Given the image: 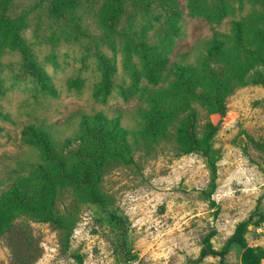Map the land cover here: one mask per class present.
<instances>
[{"label":"rangeland","instance_id":"rangeland-1","mask_svg":"<svg viewBox=\"0 0 264 264\" xmlns=\"http://www.w3.org/2000/svg\"><path fill=\"white\" fill-rule=\"evenodd\" d=\"M106 1L80 0L71 17L57 18L51 12L52 0H10L6 15L25 23L22 38L49 75L53 91L40 90L26 71L23 54L2 49L0 112L7 117L1 119L0 193L31 175L32 166L41 160L37 147L21 141L27 125H54L62 140L78 130V120L70 118L74 112L111 116L119 111L124 126L143 128L148 98L158 87L169 86L171 75L158 84L147 80L143 51L135 43L144 39L152 46L160 44L170 13L157 0H127L120 20L109 25ZM178 3L180 35L161 48L169 63L185 52L190 62L199 60L202 40L216 32L231 34L232 21L259 9L255 0H207L209 7L226 12L216 22L191 15L188 0ZM107 64L112 69L111 89L105 99L101 93L96 98ZM257 69L264 76V66ZM74 79H81L82 85L71 86ZM199 110L200 126L207 120L217 125L211 142L217 167L211 199L203 193L211 176L200 154L181 153L172 141L141 148L133 162L104 177L103 203L80 207L66 252L60 251L48 224L27 221L42 247L34 264H241L242 248L236 244L223 257L199 259L201 238L212 232L213 246L222 250L237 222L248 218V245L264 249V222L257 225L255 215L264 213V84L235 89L223 115ZM9 260V251L0 244V264Z\"/></svg>","mask_w":264,"mask_h":264},{"label":"trees","instance_id":"trees-1","mask_svg":"<svg viewBox=\"0 0 264 264\" xmlns=\"http://www.w3.org/2000/svg\"><path fill=\"white\" fill-rule=\"evenodd\" d=\"M127 0H107L105 18L109 25L117 24ZM154 1V0H129ZM170 14L165 37L160 44L149 45L144 39L135 45L143 51L145 76L151 84H158L169 75V86L158 87L149 98V108L144 113L147 122L143 128L127 127L121 123V112L111 116L99 111L95 114L74 112L70 118L78 120L74 136L62 140L60 130L54 125H27L21 132V141L40 150L41 160L32 166V174L10 185L0 193V244L10 254L8 264H34L42 255L39 240L31 233L27 223L33 220L48 224L55 231L59 249L66 252L70 246L73 229L78 221L79 209L87 202L103 203L106 193L103 179L120 165L133 162L134 152L150 149L164 141H172L179 152L200 154L210 171L207 198L216 187L217 167L211 142L217 125L207 120L200 126V110L207 114L223 115L226 99L235 89L247 84H264V76L257 69L264 66V0H255L259 9L242 20L232 21V33H214L198 44L203 56L190 62L188 54L178 53L171 63L161 48L180 35L178 22L182 10L178 0H157ZM207 0H188L191 15L221 21L226 12L218 6L205 4ZM228 1V0H210ZM244 1V0H240ZM10 0H0V52L3 48L19 51L24 56L26 71L38 82L40 90L53 91L50 77L35 60L21 35L25 23L6 15ZM80 0H52L51 12L57 18L71 17ZM204 3V5H202ZM130 46V43H127ZM106 72L94 92L102 99L111 89L112 69ZM81 79L70 85H82ZM173 101V104L169 102ZM167 105V106H166ZM7 115L0 112L1 119ZM35 178V180H34ZM215 204L214 200L211 201ZM256 223L264 222V213L255 214ZM251 218L237 222L222 250L211 241L213 233L201 238L199 259L208 255L223 257L228 248H242L241 264H263L264 249L250 246L245 234Z\"/></svg>","mask_w":264,"mask_h":264}]
</instances>
